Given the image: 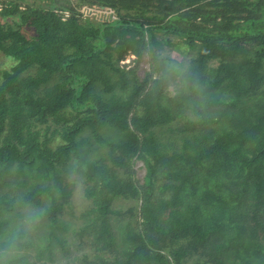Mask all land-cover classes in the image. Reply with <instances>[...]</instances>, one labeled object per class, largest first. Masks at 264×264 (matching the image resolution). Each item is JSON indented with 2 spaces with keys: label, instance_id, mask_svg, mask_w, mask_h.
Listing matches in <instances>:
<instances>
[{
  "label": "trees",
  "instance_id": "16d2710c",
  "mask_svg": "<svg viewBox=\"0 0 264 264\" xmlns=\"http://www.w3.org/2000/svg\"><path fill=\"white\" fill-rule=\"evenodd\" d=\"M56 2L0 7L15 61L0 73V234L21 219L15 202L43 209L38 254H66L72 175L90 205L74 235L94 250L73 264H264V0ZM180 46L186 63L169 65ZM118 198L136 212L112 210Z\"/></svg>",
  "mask_w": 264,
  "mask_h": 264
},
{
  "label": "rangeland",
  "instance_id": "374dc122",
  "mask_svg": "<svg viewBox=\"0 0 264 264\" xmlns=\"http://www.w3.org/2000/svg\"><path fill=\"white\" fill-rule=\"evenodd\" d=\"M18 1V0H16ZM29 2H39V0H26ZM56 3H63L66 0H56ZM74 4L77 0H69ZM51 2V0H43V3L46 4ZM2 3L0 2V7ZM84 16H81L82 21H89L92 23H96V21H108L111 16V12L108 10H101L99 8H83L82 9ZM64 15H68L66 12ZM114 19V18H112ZM31 33V32H30ZM160 36V34H158ZM161 37V36H160ZM173 42L178 41V39L174 36H167ZM167 56H169L170 61L169 65L174 67H181L182 64L186 63V60L189 56L188 51L185 50L183 46H180L178 49H172L167 51ZM15 61L12 58L5 56L4 53L0 52V73L5 70L9 69ZM151 64V56L149 53H144L138 63L137 75L140 79L149 72ZM122 66H126L127 68L133 67L135 65V57L129 55L125 58L124 61L121 62ZM134 166V178L139 182H142L143 177L145 175V169L143 164L139 161L133 162ZM68 182L74 183V190L72 192V197L70 199L69 205L65 206L64 214L62 216V220L67 224V230L64 232H60L59 234L63 239V245L61 246L66 254H63L58 244L52 243L51 250H50V257H47V253L43 252L38 254L40 249L44 246L43 244V236L41 232H35L32 235L31 243H29L28 248L26 249V255L23 257L22 264H73L76 260L82 257L84 254L88 255L89 257L94 255V250H92L91 241L93 237L88 234V232H84L80 236V238L75 234L79 229L81 230L84 226H86L87 221L81 217V214L89 208V202L83 197V183L76 178V176L69 175L67 178ZM3 190L13 188V185L10 186L9 183H5L3 185ZM15 188V187H14ZM15 205H18L19 211L22 212L26 207H23L19 204V202H15ZM138 206L137 202L131 199H122L118 198L115 199L112 204V210L120 213H126L127 210L132 209V213H135L134 209ZM134 208V209H133ZM115 216H112L113 219ZM122 218L116 222L114 221L113 224L121 225L123 220H128L127 218L129 215H123ZM62 231V230H58ZM172 248V245L163 246V252H168V250ZM187 264H191L187 262Z\"/></svg>",
  "mask_w": 264,
  "mask_h": 264
},
{
  "label": "clouds",
  "instance_id": "9594fccd",
  "mask_svg": "<svg viewBox=\"0 0 264 264\" xmlns=\"http://www.w3.org/2000/svg\"><path fill=\"white\" fill-rule=\"evenodd\" d=\"M43 215V209L26 207L18 223L6 225L0 234V264H22L25 246L31 243Z\"/></svg>",
  "mask_w": 264,
  "mask_h": 264
},
{
  "label": "water",
  "instance_id": "95a60500",
  "mask_svg": "<svg viewBox=\"0 0 264 264\" xmlns=\"http://www.w3.org/2000/svg\"><path fill=\"white\" fill-rule=\"evenodd\" d=\"M11 0H0L1 3L3 2H10Z\"/></svg>",
  "mask_w": 264,
  "mask_h": 264
}]
</instances>
